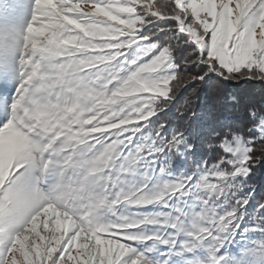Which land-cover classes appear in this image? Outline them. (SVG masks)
<instances>
[{"label":"snow or ice","instance_id":"1","mask_svg":"<svg viewBox=\"0 0 264 264\" xmlns=\"http://www.w3.org/2000/svg\"><path fill=\"white\" fill-rule=\"evenodd\" d=\"M213 77L264 85V0H0V264H264V97L162 119Z\"/></svg>","mask_w":264,"mask_h":264},{"label":"trees","instance_id":"2","mask_svg":"<svg viewBox=\"0 0 264 264\" xmlns=\"http://www.w3.org/2000/svg\"><path fill=\"white\" fill-rule=\"evenodd\" d=\"M219 83H224V86L220 88ZM249 84L251 85L247 86ZM258 86H261L263 89L262 85L258 84ZM258 86L253 83L242 82H231L229 85L225 81L213 77L203 85H196L195 87L198 89L196 94H193L191 88L184 92L177 106L167 116L162 117V119H169L173 122L181 120V117L178 115V110L183 105L185 99L191 101L193 108H197L203 112L201 124L214 125L217 122L223 121L225 118H240L244 105L252 101H259L264 97V90H261L262 94L255 95V90ZM231 96L237 97L240 102L239 106L225 103L226 99ZM196 127L197 125L194 123L193 128L195 129ZM251 183L264 185V168L256 171Z\"/></svg>","mask_w":264,"mask_h":264},{"label":"rangeland","instance_id":"3","mask_svg":"<svg viewBox=\"0 0 264 264\" xmlns=\"http://www.w3.org/2000/svg\"><path fill=\"white\" fill-rule=\"evenodd\" d=\"M225 83L230 85L231 82H225ZM242 83H243V82H242ZM253 84H255V85L258 86L257 83H253ZM250 85H251V84H249V85H247V86H250ZM219 86H220V88L223 87V86H224V83H219ZM262 86H263V89H262L261 86H258L257 89L255 90V95H256V96L262 94V93H261V90H264V85H262ZM258 88H260V89H258ZM243 92H245V91H243Z\"/></svg>","mask_w":264,"mask_h":264}]
</instances>
